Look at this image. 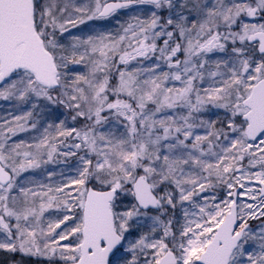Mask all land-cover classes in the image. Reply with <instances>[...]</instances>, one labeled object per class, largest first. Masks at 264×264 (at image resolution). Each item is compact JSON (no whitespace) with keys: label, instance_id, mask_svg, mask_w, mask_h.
<instances>
[{"label":"snow or ice","instance_id":"obj_1","mask_svg":"<svg viewBox=\"0 0 264 264\" xmlns=\"http://www.w3.org/2000/svg\"><path fill=\"white\" fill-rule=\"evenodd\" d=\"M0 99L10 264H264V0H0Z\"/></svg>","mask_w":264,"mask_h":264},{"label":"rangeland","instance_id":"obj_2","mask_svg":"<svg viewBox=\"0 0 264 264\" xmlns=\"http://www.w3.org/2000/svg\"><path fill=\"white\" fill-rule=\"evenodd\" d=\"M126 16H122L121 19H126ZM111 25H109L110 27ZM30 109V106L25 105L21 106L20 102L16 100L11 101H5L3 99H0V123L3 122L4 119H11L13 116L22 115L23 112L28 111ZM36 113H34V116ZM63 119V117H61ZM71 126V125H69ZM38 135L36 132H27V133H21L19 134L16 139L17 140H31L32 137ZM53 168H56V166H51ZM56 170H59L58 168ZM31 179L41 180L43 182H47L45 179L44 174H38L35 176H30ZM11 255L9 253L0 251V264H10L11 261ZM32 264H43V261H33Z\"/></svg>","mask_w":264,"mask_h":264},{"label":"flooded vegetation","instance_id":"obj_3","mask_svg":"<svg viewBox=\"0 0 264 264\" xmlns=\"http://www.w3.org/2000/svg\"><path fill=\"white\" fill-rule=\"evenodd\" d=\"M254 224H255V222H254Z\"/></svg>","mask_w":264,"mask_h":264}]
</instances>
